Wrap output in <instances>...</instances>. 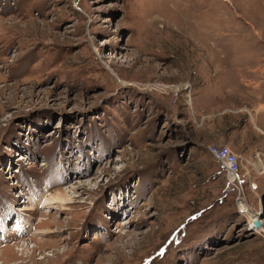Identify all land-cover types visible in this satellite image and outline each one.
I'll list each match as a JSON object with an SVG mask.
<instances>
[{
	"label": "rangeland",
	"instance_id": "rangeland-1",
	"mask_svg": "<svg viewBox=\"0 0 264 264\" xmlns=\"http://www.w3.org/2000/svg\"><path fill=\"white\" fill-rule=\"evenodd\" d=\"M0 264H264V0H0Z\"/></svg>",
	"mask_w": 264,
	"mask_h": 264
},
{
	"label": "built area",
	"instance_id": "built-area-1",
	"mask_svg": "<svg viewBox=\"0 0 264 264\" xmlns=\"http://www.w3.org/2000/svg\"><path fill=\"white\" fill-rule=\"evenodd\" d=\"M208 150L212 158L221 165L226 177L227 186H233L237 191H240V161L236 153L226 145H211L208 147Z\"/></svg>",
	"mask_w": 264,
	"mask_h": 264
},
{
	"label": "bare ground",
	"instance_id": "bare-ground-1",
	"mask_svg": "<svg viewBox=\"0 0 264 264\" xmlns=\"http://www.w3.org/2000/svg\"><path fill=\"white\" fill-rule=\"evenodd\" d=\"M186 86V85H185ZM174 87V86H173ZM179 86H175V89L178 90ZM259 131L263 132L261 129H258ZM252 188H256L255 186H252ZM62 198V197H61ZM59 198L54 197V198H49V204L50 203H59L60 200H58Z\"/></svg>",
	"mask_w": 264,
	"mask_h": 264
}]
</instances>
